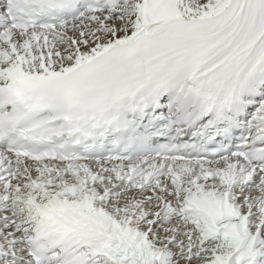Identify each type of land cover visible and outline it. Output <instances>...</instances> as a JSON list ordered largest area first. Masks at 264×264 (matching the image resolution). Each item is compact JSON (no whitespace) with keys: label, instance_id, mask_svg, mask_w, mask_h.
Listing matches in <instances>:
<instances>
[{"label":"snow or ice","instance_id":"1","mask_svg":"<svg viewBox=\"0 0 264 264\" xmlns=\"http://www.w3.org/2000/svg\"><path fill=\"white\" fill-rule=\"evenodd\" d=\"M0 264H264V0H0Z\"/></svg>","mask_w":264,"mask_h":264}]
</instances>
